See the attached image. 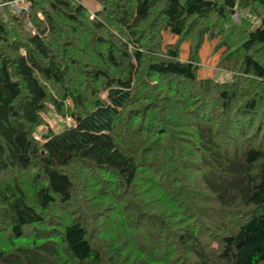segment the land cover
Returning <instances> with one entry per match:
<instances>
[{"label":"trees","instance_id":"obj_1","mask_svg":"<svg viewBox=\"0 0 264 264\" xmlns=\"http://www.w3.org/2000/svg\"><path fill=\"white\" fill-rule=\"evenodd\" d=\"M14 1L0 264H264V0Z\"/></svg>","mask_w":264,"mask_h":264},{"label":"crops","instance_id":"obj_2","mask_svg":"<svg viewBox=\"0 0 264 264\" xmlns=\"http://www.w3.org/2000/svg\"><path fill=\"white\" fill-rule=\"evenodd\" d=\"M86 2L85 4L88 5L92 4L89 1ZM161 36H162V45H170L175 41L176 38L174 35L168 34L167 32H163ZM215 42L216 40H212V41L204 40L199 48L198 54L200 58L201 56L204 58V63L206 64V70L200 71L201 69H198L196 72L197 79L200 80L208 79L210 78L209 76L212 75L213 71L214 73L216 71L215 65L221 51H217L215 53L212 52ZM188 53H189V44L188 43L181 44L180 52H179V60L181 62L186 61L188 57Z\"/></svg>","mask_w":264,"mask_h":264},{"label":"rangeland","instance_id":"obj_3","mask_svg":"<svg viewBox=\"0 0 264 264\" xmlns=\"http://www.w3.org/2000/svg\"><path fill=\"white\" fill-rule=\"evenodd\" d=\"M86 1H89L90 5L88 4H85ZM87 3V2H86ZM83 4L85 5V7L90 11L92 12L93 10H95L97 8V4L91 0H84L83 1ZM92 6V7H91ZM185 43H188V42H185ZM183 44V43H182ZM189 44V43H188ZM179 52H180V47H179ZM213 52V51H212ZM198 60H199V69H201L200 71H205L206 70V64L204 63V58L201 56V58L199 57V54H198ZM210 78H213V79H216L217 81L219 82H226L229 80V75L226 74V73H223V72H218V71H213L212 75L209 76ZM208 78V77H207ZM208 78V79H210ZM102 97H104V95H102ZM59 118H57L56 116L54 115H51L50 118L47 120V123L48 125L54 129V130H58L59 129ZM65 123L67 125H71V120L70 118H65Z\"/></svg>","mask_w":264,"mask_h":264},{"label":"built area","instance_id":"obj_4","mask_svg":"<svg viewBox=\"0 0 264 264\" xmlns=\"http://www.w3.org/2000/svg\"><path fill=\"white\" fill-rule=\"evenodd\" d=\"M10 8H12L16 13L18 12L19 9H24L25 6L21 0L19 1H14L10 5ZM236 15L233 16V19L235 18Z\"/></svg>","mask_w":264,"mask_h":264}]
</instances>
